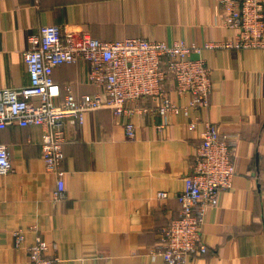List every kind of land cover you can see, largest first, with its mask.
I'll use <instances>...</instances> for the list:
<instances>
[{
  "label": "crops",
  "instance_id": "0c3cea01",
  "mask_svg": "<svg viewBox=\"0 0 264 264\" xmlns=\"http://www.w3.org/2000/svg\"><path fill=\"white\" fill-rule=\"evenodd\" d=\"M44 24L104 40L183 39L202 47L192 56L213 68V88L210 104L189 115L117 117L100 108L86 112L82 124L65 120L62 174L46 168L42 126L0 129L13 163L12 172L0 175V264H30L26 247L38 235L57 264H166L151 251L160 243L159 227L178 215L177 195L207 121L235 135L236 174L206 213L207 252L188 264H264V47H204L236 35L223 23L218 0H0V88L29 83L23 51ZM87 70L86 62L61 64L54 77L77 94L93 92ZM172 97L180 105L190 100L174 90ZM128 119L134 137L126 134ZM60 185L63 198L55 196ZM16 230L25 233L24 245L15 244Z\"/></svg>",
  "mask_w": 264,
  "mask_h": 264
},
{
  "label": "built area",
  "instance_id": "2783aa9c",
  "mask_svg": "<svg viewBox=\"0 0 264 264\" xmlns=\"http://www.w3.org/2000/svg\"><path fill=\"white\" fill-rule=\"evenodd\" d=\"M218 3L223 23L235 29L236 35L226 41L208 42L205 48L264 47V0ZM29 39L31 44L23 51L29 83L0 88V129L13 123L42 126V155L50 172L62 174L65 120L82 124L86 112L100 108L110 109L117 117H129L134 111L167 116L182 110L189 115L191 109L210 104L213 68L203 57L192 56L202 47L183 39L172 43L141 36L104 40L88 31L62 29L57 24L41 25L39 33ZM78 62L87 63V82L97 88L95 91L77 94L72 84L62 86L56 81L58 65ZM171 80L174 87H170ZM172 90L180 96L189 95V102L178 104ZM143 99L151 100V104L140 105ZM189 125L195 128L196 121ZM205 126L184 176V188L177 195L178 215L159 227L160 243L151 251L166 264H188L192 255L207 252L202 239L206 213L218 206L220 193L232 187L236 174L235 135L222 134L211 121ZM135 128L128 119V137L135 136ZM12 170L10 148L0 143V175ZM55 196L63 198L65 188L60 185ZM167 196V191L158 192L160 198ZM14 237L17 246L24 245L22 230H16ZM26 248L30 264H57L58 257L47 254L49 246L42 236Z\"/></svg>",
  "mask_w": 264,
  "mask_h": 264
}]
</instances>
